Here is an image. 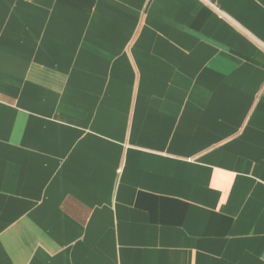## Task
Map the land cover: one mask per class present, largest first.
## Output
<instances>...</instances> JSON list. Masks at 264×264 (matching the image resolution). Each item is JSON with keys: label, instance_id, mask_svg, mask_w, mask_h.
I'll return each instance as SVG.
<instances>
[{"label": "crops", "instance_id": "0c3cea01", "mask_svg": "<svg viewBox=\"0 0 264 264\" xmlns=\"http://www.w3.org/2000/svg\"><path fill=\"white\" fill-rule=\"evenodd\" d=\"M0 264H264V0H0Z\"/></svg>", "mask_w": 264, "mask_h": 264}]
</instances>
